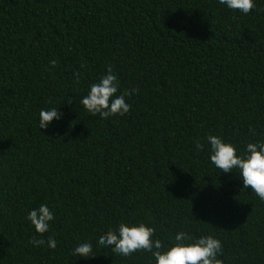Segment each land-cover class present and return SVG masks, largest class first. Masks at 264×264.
Here are the masks:
<instances>
[{"label": "trees", "instance_id": "1", "mask_svg": "<svg viewBox=\"0 0 264 264\" xmlns=\"http://www.w3.org/2000/svg\"><path fill=\"white\" fill-rule=\"evenodd\" d=\"M253 2L243 14L219 0H0V264H155L98 244L121 222L154 227L165 249L181 231L211 235L222 264H264V202L216 168L207 141L241 156L264 141V0ZM108 65L117 95L139 92L102 119L81 100ZM53 107L62 117L40 129ZM41 204L54 214L43 235L27 219ZM50 236L55 249L30 242ZM85 241L94 256H73Z\"/></svg>", "mask_w": 264, "mask_h": 264}, {"label": "clouds", "instance_id": "2", "mask_svg": "<svg viewBox=\"0 0 264 264\" xmlns=\"http://www.w3.org/2000/svg\"><path fill=\"white\" fill-rule=\"evenodd\" d=\"M219 3L226 5L229 9L239 10L248 14L256 8L253 0H219ZM264 10V9H261ZM52 67L57 66L56 60H51ZM80 73L75 72V81L79 83ZM120 89V82L114 74L112 66H107V71L98 82L90 85V91L81 100V104L93 116L102 119L115 115L128 113L132 105L126 101V97L139 92V88L126 89L117 95ZM69 103L71 100L68 101ZM62 113L53 107L50 110H41L39 113L40 129L47 128L53 119H60ZM250 131H252L250 129ZM207 141L210 145V160L217 169L224 173L238 170L243 181V188L251 190L264 202V141L249 142L243 156L237 155L233 144L224 142L217 135H208ZM204 145L196 142L197 151H202ZM27 219L34 225L37 233L43 235L49 230V222L54 219L53 212L45 204L28 213ZM155 228L144 223L129 224L121 222L116 229H109L98 238V244L111 248V251L121 257L131 256L135 252H150L155 259V264H222L218 255L222 253V243L211 235L202 236L193 240V237L186 232H178L174 236L171 246L165 249L160 239H153ZM35 246L47 243L51 249L56 248V240L53 237L37 239L33 237L30 241ZM93 245L90 241L79 243L73 250L75 257L88 258L94 256Z\"/></svg>", "mask_w": 264, "mask_h": 264}]
</instances>
